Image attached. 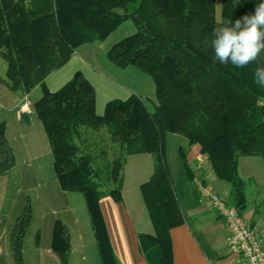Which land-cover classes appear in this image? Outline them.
<instances>
[{"label":"trees","instance_id":"1","mask_svg":"<svg viewBox=\"0 0 264 264\" xmlns=\"http://www.w3.org/2000/svg\"><path fill=\"white\" fill-rule=\"evenodd\" d=\"M264 0H0V58L6 63L0 81L11 91L41 95L32 107L40 120L62 190L84 196L102 264H118L110 246L99 200L122 201L125 159L146 153L153 157L149 179L140 191L154 234L139 236L149 264H172L169 230L182 222L165 159V136L179 133L186 174V148L197 144L214 176L229 186L228 203L241 214L247 206V182L237 172L238 158L264 160V87L254 71L264 66V53L246 67L214 61L212 30L218 22L254 14ZM136 32L113 44L109 60L119 68L135 66L155 84L156 104L150 110L138 95L113 99L104 112L95 111L96 94L80 72L57 91L45 79L60 68L75 47L104 40L123 20ZM53 63L51 64V62ZM0 122V176L15 167V156ZM31 220L29 205L16 219L12 247L20 261V245ZM52 250L69 261L66 226L55 221Z\"/></svg>","mask_w":264,"mask_h":264},{"label":"rangeland","instance_id":"2","mask_svg":"<svg viewBox=\"0 0 264 264\" xmlns=\"http://www.w3.org/2000/svg\"><path fill=\"white\" fill-rule=\"evenodd\" d=\"M221 15L222 0H215L216 19H220ZM135 32L136 25L132 19L127 18L104 40L78 45L60 68L48 74L45 80L47 88L52 92L57 91L61 82H66L75 72L80 71L95 89V111L98 115L103 114L108 101L127 100L132 95L140 96L147 107L153 110L156 99L152 77L135 66L119 68L107 55L113 44ZM5 69L6 63L0 58V77H4ZM7 92L11 97L0 92V122L6 125L16 163L9 173L0 177V264H101L84 196L79 191H64L60 188L53 169L51 149L32 105L28 122L20 128L17 111L10 106L13 95ZM40 95V87L36 86L30 101ZM186 144V138L179 133H167L165 136L166 163L184 209L195 201L194 189L200 188L199 173L198 176L194 174L190 180L185 171L179 148L186 147ZM189 148H186L185 159L191 166ZM250 160L256 159H239L237 172L240 175L259 170L258 165ZM124 166L125 191L122 194L121 190V194L127 205L133 200H139L143 205L139 219L142 223L144 220L149 222L144 200L135 188L140 178L135 171L140 167L145 172L143 175L146 170L148 172L151 169L152 172L153 157L146 153L129 155ZM217 195L225 199L219 193ZM26 205L30 207L31 220L21 240L18 261L12 247V237L16 219ZM120 217L123 219L124 214ZM57 220L66 226L72 239L73 250L67 263H62L51 247L53 227ZM124 224L128 227L126 219Z\"/></svg>","mask_w":264,"mask_h":264},{"label":"crops","instance_id":"3","mask_svg":"<svg viewBox=\"0 0 264 264\" xmlns=\"http://www.w3.org/2000/svg\"><path fill=\"white\" fill-rule=\"evenodd\" d=\"M66 82H61L60 86L62 87ZM0 87L2 95L11 97L7 92L10 90L1 81ZM32 91L30 93L10 91L13 95L10 106L17 111V121L20 128L24 127L29 120L28 114L31 112L30 107L33 103V101H30ZM189 149V156L192 160L190 164L194 174L198 176L199 173L200 188L194 189L195 201L185 209L182 208L175 191L182 222L169 230L172 264H243L239 254L230 250L228 246L229 233L225 222L213 209L208 196L210 192L219 193L225 200H228L229 186L214 176L210 163L200 153V147L197 144L191 145ZM243 157L244 159H256L250 161H254L259 170H252L243 176L238 173L239 177L246 181L248 185L246 188L247 206L243 209L241 215L248 225L255 230L264 249V160L259 156H242L238 158V161ZM135 172L138 178L140 177L135 184V188L142 197L140 185L149 179L152 172L151 169L148 172L146 170V174L143 175L145 172L140 167ZM169 172L171 176L170 169ZM123 191H125V176L122 184V194ZM106 196L99 200V208L117 263L149 264L140 249L139 236L141 234H154V228L149 216V222L144 220L142 223L139 219L143 205L141 206V202L137 199L127 205L123 196L120 203L114 201L110 196ZM123 214L122 219L120 215ZM124 219L127 220L128 227L124 224ZM190 220L192 223H190ZM70 243L71 252L73 250L71 235Z\"/></svg>","mask_w":264,"mask_h":264},{"label":"clouds","instance_id":"4","mask_svg":"<svg viewBox=\"0 0 264 264\" xmlns=\"http://www.w3.org/2000/svg\"><path fill=\"white\" fill-rule=\"evenodd\" d=\"M212 37L214 61L238 68L257 61L264 53V2L256 6L254 14L218 22ZM254 78L256 84L264 87V66L255 68Z\"/></svg>","mask_w":264,"mask_h":264},{"label":"built area","instance_id":"5","mask_svg":"<svg viewBox=\"0 0 264 264\" xmlns=\"http://www.w3.org/2000/svg\"><path fill=\"white\" fill-rule=\"evenodd\" d=\"M208 196L213 209L225 222L230 250L239 254L243 264H264V249L255 230L225 199L211 192Z\"/></svg>","mask_w":264,"mask_h":264}]
</instances>
